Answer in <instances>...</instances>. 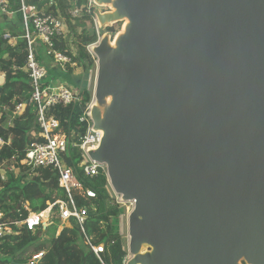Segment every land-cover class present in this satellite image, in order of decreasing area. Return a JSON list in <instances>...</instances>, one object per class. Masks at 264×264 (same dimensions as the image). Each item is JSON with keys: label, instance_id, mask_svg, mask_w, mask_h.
<instances>
[{"label": "water", "instance_id": "water-1", "mask_svg": "<svg viewBox=\"0 0 264 264\" xmlns=\"http://www.w3.org/2000/svg\"><path fill=\"white\" fill-rule=\"evenodd\" d=\"M94 3L127 22L92 48L88 152L133 203L127 264H264V0Z\"/></svg>", "mask_w": 264, "mask_h": 264}, {"label": "trees", "instance_id": "trees-1", "mask_svg": "<svg viewBox=\"0 0 264 264\" xmlns=\"http://www.w3.org/2000/svg\"><path fill=\"white\" fill-rule=\"evenodd\" d=\"M23 1L26 5L34 6L37 11L64 20L67 33L54 39L56 51L70 57L84 73L95 67L96 59L86 50L96 41L92 10H87L88 0ZM71 9H80L81 15L71 18L68 13ZM8 11L14 12L15 25L0 26V76L4 77L3 85L0 86V136L5 141L10 139L9 145L0 149V171H4L3 180L0 173V214L3 216L2 221L15 223L24 220L29 213L44 211L56 201L66 202L68 197L58 186V177L50 169H29L19 163L25 148L34 140L31 132L39 133L40 129L36 123L35 107L29 101L31 84L26 76L19 73L27 54L26 43L20 39L17 46L12 48L3 37L5 34L12 38L22 36L20 0H9ZM106 30L109 34L116 32L113 27ZM75 69L68 66L66 73L71 74ZM77 89L79 98L76 103L50 108L48 113L59 122L61 133L73 143L86 130V124L80 122V118L93 95L86 84L79 85ZM25 103L24 110L13 116L15 108ZM12 157L15 161H11ZM65 161L82 184V190L74 191L72 198L78 209H86L87 216L82 227L95 246H103L101 261L86 245L80 225L75 220H69V226L66 223L56 236L61 225L56 205L50 211L47 227L28 231L23 226H13L16 234L0 237V264H30L32 256L39 252H44V255L37 264H123L127 251L118 228L122 210L108 193L105 173L100 172L91 178L85 176L79 166L80 151L76 148L68 149ZM8 167L12 171H6ZM86 191H92L94 197H87ZM36 240L40 242L29 248Z\"/></svg>", "mask_w": 264, "mask_h": 264}, {"label": "built area", "instance_id": "built-area-1", "mask_svg": "<svg viewBox=\"0 0 264 264\" xmlns=\"http://www.w3.org/2000/svg\"><path fill=\"white\" fill-rule=\"evenodd\" d=\"M97 8L100 7L95 5L94 0H88L87 10L88 12L92 10V21L94 24L96 41L89 45L86 50L93 59H95V57L92 53V48L99 43L103 35L95 17V11ZM8 10L9 0H0V12L5 15L8 13ZM20 12L22 16V36L20 38H12L9 34H5L3 37L12 48L17 46L20 39H23L26 43L27 54L24 65L19 70V73L26 76L31 84L32 91L29 101L35 107L36 123L40 132H31V136L34 137V140L25 148L24 155L19 163L29 169H50L58 177V186L65 191L68 201H56L50 204L44 211L39 213H29L24 220L15 223L2 221L3 216L0 214V237L16 234L13 230V226H23L28 231H35L39 227H47L49 225L50 211L52 207L57 205L59 208L61 225L56 232V236L59 235V232L69 220H75L80 225L81 233L86 245L98 260L101 261L100 255L103 253V246H95L82 227L87 216L86 209H78L72 198V193L74 191L82 190V184L75 177L72 168L68 167L65 161L68 149L76 148L80 151L79 166L85 176L91 178L98 175L100 172H103L106 175L105 165L92 160L88 155V152L94 151L98 148L101 140V132L93 129V121L90 116V106L92 101L80 118V122L86 124L84 134L78 138L77 142H70L66 135L61 133L59 122L53 117H50L48 113L50 108L56 106L66 107L76 103L79 98V90L63 82L46 80L48 68H58L64 73L67 72L68 66L70 68H78L77 64L72 61L70 57L54 49V39L65 34V22L62 18L55 17L44 11H37L34 6L26 5L23 0H20ZM68 13L71 18H76L81 15V10L71 9ZM39 53L49 60L48 64L38 59ZM95 74L96 69L94 72V78ZM4 109L6 110V108ZM20 112H22V105L15 108L13 116H17ZM9 143L10 139L5 141L0 136V149L9 145ZM11 161H15V158L12 157ZM6 171L10 172L12 171V168L8 167ZM0 173L3 180L4 171L1 170ZM107 190L116 205L119 207L128 205V213L131 212L133 208L132 202H122L121 197L114 194L109 185ZM85 195L89 198L94 197L92 191H86ZM25 209L27 208L25 207ZM126 251L127 255L123 260V264H127L131 258L128 253L127 245ZM43 255L44 252L35 254L32 256L29 263L37 264Z\"/></svg>", "mask_w": 264, "mask_h": 264}, {"label": "rangeland", "instance_id": "rangeland-1", "mask_svg": "<svg viewBox=\"0 0 264 264\" xmlns=\"http://www.w3.org/2000/svg\"><path fill=\"white\" fill-rule=\"evenodd\" d=\"M108 11L109 9L106 8H97L96 11ZM122 22H117L114 23L113 25L109 26V27H113L116 32L114 34H109L106 30V28H104L103 30H101L104 34H109V36L111 37V39H114L115 35L121 32V28H122ZM0 26L4 27L3 22H1ZM67 33V30L65 31V34ZM102 35V36H103ZM40 60L42 62H45L46 64H48L49 60H47L45 57H41ZM95 67L90 70L88 73H84L81 68H76L75 70H73V72L71 74H67L62 72L60 69L56 68L53 69V73H54V79L55 81H59V82H63L66 83L68 85H70L71 87L77 88L79 85H85L86 84V88L89 90L93 91V86H94V72H95ZM91 73V76H90ZM56 77V78H55ZM47 81H50V77H47L46 79ZM80 89V87H79ZM126 206V207H125ZM125 206H120L122 213L119 216V224H118V228H119V234L123 237L125 244L127 245V216H128V212H129V206L125 205ZM40 241L36 240L34 241L29 248H33L35 245H37Z\"/></svg>", "mask_w": 264, "mask_h": 264}, {"label": "crops", "instance_id": "crops-1", "mask_svg": "<svg viewBox=\"0 0 264 264\" xmlns=\"http://www.w3.org/2000/svg\"><path fill=\"white\" fill-rule=\"evenodd\" d=\"M1 22H3V24L5 25V26H9V27H12L11 25H13V27H14V25H15V14H14V12H10V11H8V13L7 14H2L1 12H0V24H1ZM38 57H39V59L41 58V57H43L44 58V56L42 55V54H40L39 53V55H38ZM54 71H53V68L51 69V68H48L47 69V77H50V80H55L54 79V73H53ZM58 230H59V228H58ZM57 230V231H58ZM60 233V232H59ZM44 240L46 241L47 240V236H45V238H44Z\"/></svg>", "mask_w": 264, "mask_h": 264}, {"label": "bare ground", "instance_id": "bare-ground-1", "mask_svg": "<svg viewBox=\"0 0 264 264\" xmlns=\"http://www.w3.org/2000/svg\"><path fill=\"white\" fill-rule=\"evenodd\" d=\"M126 23H127L126 20L122 21V24H123V25H122V28H121V32H122L124 26L126 25Z\"/></svg>", "mask_w": 264, "mask_h": 264}]
</instances>
